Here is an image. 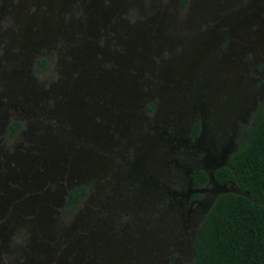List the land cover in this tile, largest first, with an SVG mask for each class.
<instances>
[{
    "label": "rangeland",
    "instance_id": "rangeland-1",
    "mask_svg": "<svg viewBox=\"0 0 264 264\" xmlns=\"http://www.w3.org/2000/svg\"><path fill=\"white\" fill-rule=\"evenodd\" d=\"M263 105L264 0H0V264H192Z\"/></svg>",
    "mask_w": 264,
    "mask_h": 264
},
{
    "label": "trees",
    "instance_id": "trees-1",
    "mask_svg": "<svg viewBox=\"0 0 264 264\" xmlns=\"http://www.w3.org/2000/svg\"><path fill=\"white\" fill-rule=\"evenodd\" d=\"M19 125L11 126L14 134ZM217 183H231L239 189L220 193L196 229L192 264H264V105L249 125L241 128L238 141L225 165L214 170ZM209 180L205 171L193 175L202 186ZM84 186L70 191L77 202Z\"/></svg>",
    "mask_w": 264,
    "mask_h": 264
},
{
    "label": "flooded vegetation",
    "instance_id": "flooded-vegetation-1",
    "mask_svg": "<svg viewBox=\"0 0 264 264\" xmlns=\"http://www.w3.org/2000/svg\"><path fill=\"white\" fill-rule=\"evenodd\" d=\"M205 112H206V114L209 115L210 117L213 115L212 110H210L209 107H206ZM254 113H255V112H254ZM254 113H253V114H254ZM252 117H253V115H252ZM213 118H214V117H213ZM251 119H252V118H251ZM250 122H251V120H250ZM250 122H249V123H250ZM202 123H203V122H202ZM202 123H201V121H197V122H195V123L193 124L192 129H191V139H192V140H195V139H197V138L200 137V135H201V130H202V126H203ZM249 123H248L247 125H249ZM14 124H18V125L20 126L19 122H16V121H15V122H12V123L10 124V126H12V125H14ZM247 125H242V126L239 127V130H238L239 135H240L241 128L244 127V126H247ZM18 129H19V127H18ZM18 129H17V131H18ZM14 134H16V132H15ZM14 134L12 133V130H11V135L13 136ZM238 138H239V136H238ZM237 141H238V140H237ZM233 149H234V148H233ZM233 149H232V150H233ZM232 150H230V151L228 152V154H227V156H226L224 162L222 161V163H219V164H217V165H214V166L211 167V168H207V167H196V168H194V169L192 170V172H191V177H190L189 182H190V184H191L192 187H194L195 189L200 190V189H203V188H205V187L212 186L213 189L216 190V194L214 195L215 197H214L213 201L211 202V204H210L208 210L210 209L211 205L213 204L215 198H216L220 193H223V191L220 192V189H222L223 187H225L227 184H231V183H222V184H220V183L215 182L214 179H213V177H212V172H213L214 170H216V169L222 167L223 165H225L226 160H227V157H228L229 153H230ZM200 170L205 171V172L208 174V176H209V180H208L207 182H205L202 186H196V185L193 183V175L195 174V172L200 171ZM78 186H84V187L86 188V193L83 194L82 197H81L77 202L73 203L72 201L69 200V194H70V191H71V190H73L74 188H76V187H78ZM89 191H90L89 187H88L87 185H85V184H78V185L73 186V187L68 191V194H67V197H66V201H65V209H66V211L69 212V213H71V212H73L76 208L80 207V205L83 203V201H84V200L86 199V197L88 196ZM219 192H220V193H219ZM224 192H228V191H224ZM202 194H203V192H195V193H193V194L191 195V198H194V199H195V198H196V199L198 198V199H200V196H201ZM208 210L205 212L204 217H205L206 213L208 212ZM204 217H203V218H204ZM202 220H203V219H202ZM200 223H201V222H200ZM198 226H199V225H198ZM198 226H197V227H198ZM196 229H197V228H196ZM195 233H196V230H195ZM194 238H195V237H194ZM191 251H192V247H191Z\"/></svg>",
    "mask_w": 264,
    "mask_h": 264
}]
</instances>
